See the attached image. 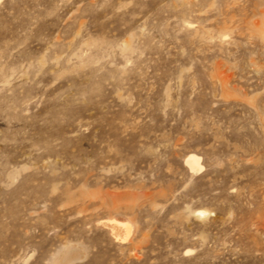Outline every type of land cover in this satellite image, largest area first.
Returning <instances> with one entry per match:
<instances>
[{
  "label": "rangeland",
  "instance_id": "rangeland-1",
  "mask_svg": "<svg viewBox=\"0 0 264 264\" xmlns=\"http://www.w3.org/2000/svg\"><path fill=\"white\" fill-rule=\"evenodd\" d=\"M71 245L264 264V0H0V264Z\"/></svg>",
  "mask_w": 264,
  "mask_h": 264
},
{
  "label": "bare ground",
  "instance_id": "bare-ground-1",
  "mask_svg": "<svg viewBox=\"0 0 264 264\" xmlns=\"http://www.w3.org/2000/svg\"><path fill=\"white\" fill-rule=\"evenodd\" d=\"M184 162H185L186 166H188L187 168H189L190 171L192 170V172L196 171V170H198V169H200L202 167V165L200 164V157L197 154H195V153H188L185 156V158H184ZM197 213L199 215L203 216L206 213V211L203 210V209H199V210H197ZM109 221H110V224L112 225V227H121V228L125 229L126 235L129 233L130 227H131L129 222L118 220V219H114V218H111ZM64 248H65L64 253L62 252L63 255H62L61 259H59L57 264H60V263H62L64 261H66V259L72 253H76V252H78L80 250V249H78L79 247L76 248V246H74V245L73 246L72 245L71 246H67V247H64Z\"/></svg>",
  "mask_w": 264,
  "mask_h": 264
}]
</instances>
